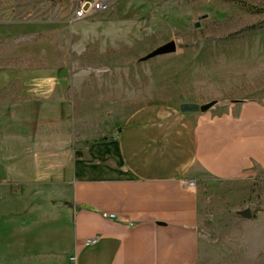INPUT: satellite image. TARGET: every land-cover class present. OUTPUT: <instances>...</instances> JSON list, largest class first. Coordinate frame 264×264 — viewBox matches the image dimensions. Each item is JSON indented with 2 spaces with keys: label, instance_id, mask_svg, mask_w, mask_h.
Returning a JSON list of instances; mask_svg holds the SVG:
<instances>
[{
  "label": "crops",
  "instance_id": "crops-1",
  "mask_svg": "<svg viewBox=\"0 0 264 264\" xmlns=\"http://www.w3.org/2000/svg\"><path fill=\"white\" fill-rule=\"evenodd\" d=\"M213 101L199 113L145 106L119 130L108 129V138L86 140L75 126L69 134L60 123L48 124L59 109L0 105V121L9 116L0 122V214L19 199L27 223L38 218L32 228L44 239L23 258L30 264H203L208 240L201 228L210 210L254 209L264 219V96L213 93L184 103ZM26 154L33 173L9 174L13 157Z\"/></svg>",
  "mask_w": 264,
  "mask_h": 264
},
{
  "label": "rangeland",
  "instance_id": "rangeland-1",
  "mask_svg": "<svg viewBox=\"0 0 264 264\" xmlns=\"http://www.w3.org/2000/svg\"><path fill=\"white\" fill-rule=\"evenodd\" d=\"M78 1L0 0V105L59 109L48 124L69 134L75 126L86 140L108 138V129L145 106L180 107L213 93L264 96V0H116L109 11L75 20ZM170 42L176 53L146 60ZM31 159L14 156L8 173H33ZM18 200L0 214V264H30L25 249L44 244ZM209 213L203 264H264L259 211L251 219Z\"/></svg>",
  "mask_w": 264,
  "mask_h": 264
},
{
  "label": "water",
  "instance_id": "water-1",
  "mask_svg": "<svg viewBox=\"0 0 264 264\" xmlns=\"http://www.w3.org/2000/svg\"><path fill=\"white\" fill-rule=\"evenodd\" d=\"M198 27V26H196ZM177 51V44L176 42H170L164 46L159 47L158 49H156L154 52H152L147 58L146 60H150L159 56H163V55H168V54H173L176 53ZM64 75L67 76L68 72L65 70L64 71ZM217 104L216 101L204 104V105H197V104H193V103H186V104H182L180 106V111L182 113H199V112H206L208 110H210L212 107H214ZM241 216L247 218V219H251L253 218V213L250 209L243 211L240 213Z\"/></svg>",
  "mask_w": 264,
  "mask_h": 264
},
{
  "label": "built area",
  "instance_id": "built-area-1",
  "mask_svg": "<svg viewBox=\"0 0 264 264\" xmlns=\"http://www.w3.org/2000/svg\"><path fill=\"white\" fill-rule=\"evenodd\" d=\"M116 0H80L77 2L74 12L75 20H85L92 17L96 13L109 11ZM190 187H194L195 183L190 182ZM96 238L89 239L88 244L96 242Z\"/></svg>",
  "mask_w": 264,
  "mask_h": 264
},
{
  "label": "trees",
  "instance_id": "trees-1",
  "mask_svg": "<svg viewBox=\"0 0 264 264\" xmlns=\"http://www.w3.org/2000/svg\"><path fill=\"white\" fill-rule=\"evenodd\" d=\"M131 13V12H130ZM130 18H131V16H130Z\"/></svg>",
  "mask_w": 264,
  "mask_h": 264
}]
</instances>
